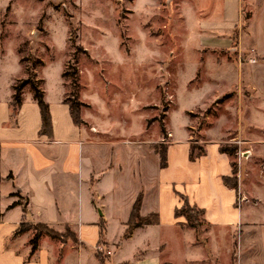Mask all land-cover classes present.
<instances>
[{
	"label": "crops",
	"instance_id": "1",
	"mask_svg": "<svg viewBox=\"0 0 264 264\" xmlns=\"http://www.w3.org/2000/svg\"><path fill=\"white\" fill-rule=\"evenodd\" d=\"M189 3L190 27L202 54L200 75L205 71L214 86L202 106L211 101L222 107L220 96L236 90L234 113L242 123V93L248 91L246 106L253 123L264 112V0ZM206 57L211 69L203 68ZM231 73L235 77L228 82ZM15 79L4 94L0 91V264H100L98 252L105 264H176L165 258L171 250L183 264H233V257L235 264H264V225L245 219L243 205L254 195L241 182L242 169L237 188L224 180L234 173L231 157L220 150L231 141L222 126L220 132L200 137L204 152L190 158L196 142L190 132L192 113L201 105L185 110V134L176 133L166 121L167 135L153 124L158 128L150 137L113 136L96 118L85 123L89 120L83 110L85 122H75L64 82L52 94L40 85L52 118L51 131L44 133L31 85H24L22 102L15 104ZM193 81L198 85L202 79L198 75ZM227 118L222 114L216 122ZM250 139L259 141L254 135ZM159 143L167 145L165 167L156 150ZM140 193V214L156 213L159 222L140 225L125 237ZM182 196L204 210L205 242L185 216H176ZM38 224L69 231L78 241L43 232L32 251ZM22 225L26 229L20 231ZM235 230L237 248L234 244L231 249L221 241Z\"/></svg>",
	"mask_w": 264,
	"mask_h": 264
},
{
	"label": "rangeland",
	"instance_id": "2",
	"mask_svg": "<svg viewBox=\"0 0 264 264\" xmlns=\"http://www.w3.org/2000/svg\"><path fill=\"white\" fill-rule=\"evenodd\" d=\"M183 1L0 0V91L4 94L15 78L16 84L30 78L50 94L64 82L67 100H79L80 116L83 110L89 120L82 121L89 124L96 118L113 136L150 137L158 126L166 129V121L185 134V110L201 105L192 113L194 153L203 148L200 137L220 132L219 126L231 140L226 144L237 146L232 161L237 162V152H251L243 157L241 182L254 197L243 211L246 220L264 225V112L253 118L255 124L250 122L248 91L242 93V123L234 113L236 90L220 96L222 107L211 101L202 106L214 86L205 71L200 75L202 54L190 27L191 5ZM204 61L203 68L211 69L210 59ZM198 75L202 81L197 85L193 80ZM233 77L235 73L228 82ZM222 114L229 119L218 125ZM237 179L239 186L238 170ZM199 218L202 233L208 225L204 216ZM201 233L198 238L205 242ZM238 236L235 230L221 242L237 248ZM169 257L183 264L173 250L165 252Z\"/></svg>",
	"mask_w": 264,
	"mask_h": 264
},
{
	"label": "trees",
	"instance_id": "3",
	"mask_svg": "<svg viewBox=\"0 0 264 264\" xmlns=\"http://www.w3.org/2000/svg\"><path fill=\"white\" fill-rule=\"evenodd\" d=\"M31 82V87L34 91V95L35 98L38 101V104L40 106L41 109V115H42V121H43V125H42V132L44 133H49L51 131V127H52V118H51V113H50V108H49V104L46 102V100L44 99V94L42 89L38 86L37 83L32 82L31 79L29 78L26 83ZM26 83H21V84H15V95H14V100H15V104L16 105H20L22 102V89L24 87V85ZM80 105L81 102L79 100H73L70 103V108H71V112H72V116L75 120L76 123L80 124L82 123V118L80 116ZM162 131L164 132L165 135H167L166 129L163 126L162 127ZM236 145L235 144H223L220 146V150L222 152L227 153L230 157L233 155L235 149H236ZM156 150L160 153V158H161V165L163 167L167 166L168 164V159H167V145L165 143H159L156 145ZM200 152L198 154L194 153V145L192 144V151L190 153V158L191 159H195L197 156L202 155V153L204 152L203 148H200ZM232 167H233V177H225L224 180L226 182V184L232 186V187H238V179H237V170H238V163L235 161H232ZM183 197V204L181 207L176 209V216H185L186 220H187V224L193 228L196 229L197 233L200 234L201 233V229H200V224H201V220H200V216H204V210L199 208L197 205H192L190 204L188 198ZM142 199H143V194L140 193L135 204L133 207V211L131 214V218L128 222V228L126 230L125 233V237H129L133 230L140 226V225H144V224H154V223H158L159 219H158V215L156 213L147 215V216H142L140 214V207L142 204ZM24 229H26L25 225H22L20 231H23ZM36 229L37 232L35 234V236L32 238V251H35L38 247V240L40 238V235L43 232L48 233L50 236L52 237H58L61 238L63 240H67L69 237L73 238L74 241H78V238L76 235L72 234L71 232H65V233H60L56 230H54L53 228L47 226V225H43V224H38L36 225ZM98 257L100 258V264H105V260L103 258V256L101 255L100 252H98ZM163 264H170L169 262H164Z\"/></svg>",
	"mask_w": 264,
	"mask_h": 264
},
{
	"label": "built area",
	"instance_id": "4",
	"mask_svg": "<svg viewBox=\"0 0 264 264\" xmlns=\"http://www.w3.org/2000/svg\"><path fill=\"white\" fill-rule=\"evenodd\" d=\"M252 61H255V59H253ZM250 154H251L250 151H240V152H237V155H238V160H237L238 170H241V163L243 161V157L244 158H248L250 156Z\"/></svg>",
	"mask_w": 264,
	"mask_h": 264
}]
</instances>
